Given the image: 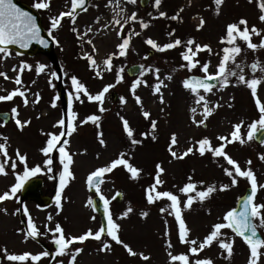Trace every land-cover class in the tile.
<instances>
[{
  "label": "rangeland",
  "instance_id": "1",
  "mask_svg": "<svg viewBox=\"0 0 264 264\" xmlns=\"http://www.w3.org/2000/svg\"><path fill=\"white\" fill-rule=\"evenodd\" d=\"M33 7L35 0H22ZM70 2L66 0H51L49 10H38L41 23L47 32L50 30V18L58 16L61 11H67ZM120 7L125 9L123 15L131 16L137 14V22H130L124 28V33H140L139 36L132 35L130 48L126 57L113 60V71H102L103 79L96 78L95 72L90 69L87 60L82 57L87 53L94 56L101 64L103 60L117 50V45L121 39L117 37L118 28L111 24L114 18L115 5L108 6V0H88L86 12L81 11L77 17L76 24L72 25L68 18L62 21V26L52 33V37L58 44L53 42V53L48 55L41 51L32 53L19 52L9 47V55L0 59V71L5 72L14 79L16 74L13 67H18L21 62L27 63L32 70H25L21 75L22 85L17 86L11 80H4L0 77V95H6L17 87L26 92L28 105L25 106L23 98L16 97L10 102H0V111H8V119L4 121L0 117V136L7 137L8 154L15 159V152L19 149L22 155L27 157L29 168L40 166L42 173L43 193L52 197L48 205L38 204L34 199L26 196L21 197L18 192L11 200L0 203V264H20L6 259L8 254L32 253L39 254L48 251L54 254L56 246L51 242L52 236L46 233L45 225L54 228L59 223L64 229L65 236L78 237L89 229L95 233L100 226V219L92 205H88L89 198L95 194L90 192L86 185L87 176L97 168L104 167L110 161L117 158L120 153H127L126 159L131 157L130 163L141 169L139 179H130V174L121 166L113 170L104 177L105 183L100 186L101 194L111 200L109 205L113 215V220L120 225L119 238L124 244L137 253L130 256L122 245H117L108 237H103L102 242L111 244V249L100 251L102 242L92 239L83 244H75L72 249L81 248L83 251L77 257L76 264H170L171 252L173 255L188 254L189 245L181 244L178 239V225L173 215L168 212L161 213V208L167 207L170 202L166 200L148 204L145 189L153 183L156 174V165L160 164L164 169L161 179L164 181L162 187L157 191H170L178 195L183 201L186 200L179 188L188 183V177H192V182L198 184L197 190H204L209 185L215 184L217 188L221 185H228L227 191H216L203 203H194L192 208L182 212L183 219L190 229L189 239L202 241L212 230V226L221 223L223 215L234 206L236 198L241 194L248 182L243 178H238L237 186H231V180L224 173L225 167H230L224 159L213 158L210 153L200 156L199 153L191 154L184 159H174L169 152L170 139L173 134L177 138V143L173 151L177 155H182L189 147L195 148L196 142L207 137L212 145L219 146L218 136H229L232 125L244 122L245 127L242 133L246 134L247 125L259 118L255 101L250 90L238 83L235 78L230 79V85L222 91L214 89L211 94H207L206 99L212 104H219L213 115L205 122L206 126H197L193 123V117L200 121L203 117L202 105L195 104V97L182 86L183 77L189 73L203 74L199 69L188 72L186 68H181L185 62L181 58V52L185 50V43L188 39H193L200 45H208L213 53L219 52L225 45L220 43L221 37L225 35L226 25L236 23L240 19L248 22L249 28L255 25L264 34V23L258 17L260 11L256 2L249 0H223L219 8V15H216V5L214 0H162L159 8L154 5V0H147L145 4H140L139 0L135 5L120 0ZM183 9V11H180ZM166 13L165 17H160V13ZM179 13L178 20L170 17ZM204 19L203 28L198 30L199 22L196 18ZM149 23V27L142 30L139 21ZM98 21V22H97ZM123 23V21H122ZM108 26L105 30V26ZM75 27L77 32L71 29ZM89 28L92 29L82 40L77 39V34L83 35ZM243 28V26H241ZM169 33H174L169 35ZM51 37V38H52ZM151 38L159 45L173 42L176 39L182 41V45L165 52H157L145 40ZM53 40V39H52ZM91 40L97 51L93 53L92 45L86 41ZM259 37H253V43H259ZM244 49L242 56L237 58V62L245 66L244 74L246 78H252V73L248 65L259 60L264 65V49L252 52L239 42ZM194 47V46H193ZM20 53V55H17ZM222 54V53H221ZM147 57V59H145ZM201 63L210 61V72L215 73L219 57L215 54L209 55L201 52L198 55ZM133 62H138L147 70L150 67L159 69V76L162 80L166 76H171V80H164L167 85L162 88L164 103H160L159 94L153 95L152 86L158 81L155 73L148 71L141 75V67L136 74L130 75L125 71V67ZM46 65L45 72L37 75L35 68ZM124 68L123 81L116 84V70ZM52 73H56L58 78H54ZM257 78L264 77V74L257 72ZM75 76L83 83L88 91L95 95L106 85L116 84L114 88L117 97L112 99L109 92L105 95L103 113L98 111V104L89 102L81 94L80 101L73 100L72 112L76 114L74 121L76 131L65 137L69 140L67 151L73 157V164L70 170L74 175L67 187L61 194L60 210L56 207V193L60 188V173L63 167L59 162V153L53 152L52 172L44 169V161L47 159L41 152L48 139L47 133L59 134L61 129L53 127L63 117L65 119V131L67 130V117L64 114L63 102L58 93L59 86H63L66 101L69 105V94L73 92L71 87V77ZM136 79L146 82L136 89L135 95L139 96L142 105H137L133 94L130 91L132 83ZM51 80V84L49 81ZM235 85V86H233ZM109 90V91H110ZM39 93V103H34L36 95ZM201 94H203L201 92ZM257 95L264 103V83L258 86ZM58 97V99H57ZM126 103H121V98ZM55 103L56 107L51 105ZM17 108L18 119L21 122L30 121L27 127L20 131L15 121L12 119V108ZM195 107L197 113L193 114L190 109ZM141 108L150 113L149 119L142 115ZM97 115L100 117L99 128L89 122L81 124L87 117ZM39 117V118H38ZM129 122L133 130V138L141 143L133 145L123 130L122 120ZM151 121L157 122L154 133L145 138L142 134L150 132ZM43 133V134H42ZM102 133L98 137V134ZM155 136V139L152 136ZM103 139L105 144L99 142ZM0 140V143H3ZM225 152L242 169L248 167L246 161L251 160V169L257 177L258 184H264V162L258 156L264 154V145L259 141H251L243 146L233 143L225 148ZM3 157H0L2 162ZM24 166L17 162L16 173L22 174ZM8 175H0V194L8 191L16 182L15 174L11 168L7 169ZM200 182L203 186L200 187ZM121 192L119 200H113L116 192ZM194 195V193H193ZM256 202L264 204V189L258 191ZM131 207L133 211L127 218L119 219L122 214ZM27 209L33 222L39 227L44 235L38 237L39 241L31 238L25 239V228H27L28 216L24 214ZM6 210V211H5ZM59 211V215L57 212ZM170 211V209H169ZM147 213L142 216L141 213ZM51 216V221L48 217ZM167 231V235H165ZM225 237L234 240L233 255L230 259H225V253L218 248L216 243L206 248L198 257L190 256V264L195 259L210 258L213 264H248L249 249L240 237H236L230 230H222ZM264 236V229H259ZM172 247L167 248V243ZM6 250V252L4 251ZM261 251H264L262 249ZM148 256V260L141 258ZM42 258L37 264H68L69 257L50 256ZM25 264H32L31 261ZM179 264V262H177ZM260 264H264V256L260 259Z\"/></svg>",
  "mask_w": 264,
  "mask_h": 264
},
{
  "label": "snow or ice",
  "instance_id": "2",
  "mask_svg": "<svg viewBox=\"0 0 264 264\" xmlns=\"http://www.w3.org/2000/svg\"><path fill=\"white\" fill-rule=\"evenodd\" d=\"M70 2V7L67 11H61L58 16H53L50 18V30L48 32L49 37H52V33L58 30L62 26V21L65 18H68L72 25L76 24V20L81 11L86 12L88 10L87 3L88 0H66V4ZM126 3L135 5L137 0H125ZM249 2H256L260 11V16L258 17L259 21L264 23V0H249ZM162 0H154V5L156 8H159ZM216 5V15H219V8L223 4V0H214ZM115 5L114 18L111 21V24L118 28L117 37L121 39V42L117 45V50L114 53H110L102 62L99 64L93 55L85 54L82 58L87 60L91 70L95 72L96 78L103 79L102 71L111 72L113 71V60L119 59L121 57H126L128 50L130 48L132 35L139 36L140 33L132 32L129 34L124 33V28L130 22H137V14L132 13L131 16L125 17L123 15L125 9L120 7V0H108V6ZM33 7L38 10H49L51 7V0H35ZM180 11H183L181 9ZM166 13L161 12L160 17H165ZM179 13L170 17L172 20H178ZM123 21V23H122ZM98 22V21H97ZM140 27L142 30L147 29L150 25L143 20L139 21ZM205 21L203 18L200 19L198 30L203 28ZM243 26V28H241ZM105 26V30L107 29ZM73 32H77V29L73 27L71 29ZM92 29L89 28L83 35L77 34V39L82 40L84 36H87ZM174 33H169L173 35ZM259 37V43H253V37ZM53 42L58 44V41H55V38L52 37ZM246 45L248 50L256 52L259 49H264V34L261 30L258 29L255 25L251 28L248 26V22L245 19H240L236 23H230L226 25L225 35L221 37L220 43L225 45L219 52L213 53V50L208 45H200L196 43L193 39H188L185 43V50L181 52V58L185 62L181 65V68H186L188 72H192L193 69H199L203 73L202 77L191 76L183 80L182 86L184 89L190 91V93L195 97V104L202 105V112L199 113L203 118L200 121H196L193 117V123L197 126H206V121L211 117L216 108L220 107L219 104H212L206 99L207 94H211L214 89L222 91L224 88H227L230 85V79L235 78L239 84L246 86L253 97L257 111L259 113V118L253 120L247 125L246 134L242 133V129L245 127L243 121L239 124L232 125V131L229 136H218L217 140L220 141L219 146H213L209 138L205 137L196 142L195 148L189 147L182 155H177L173 151V147L177 143V138L175 134L171 136L169 152L174 159H184L188 155L199 153L200 156H204L206 153H210L212 157L223 158L226 164L230 167L224 168V173L231 180V186L235 187L238 184V178L245 179L249 184L248 194L241 198L239 201L240 207L232 208L227 211L223 217L221 223H216L212 226V230L208 235L204 237L202 241L197 239H189L190 229H188L185 220L183 219L182 212L184 210H189L192 208L194 203L200 202L203 203L205 200L209 199L212 194L216 191H227L229 189L228 185H221L219 188L215 184L209 185L204 190H197L198 184L192 182V177H188V183L183 187L179 188V192L186 197V200L183 201V208L181 207V199L178 195L170 191H157L158 187H162L164 181L161 179V176L164 173V169L160 164L156 165V174L153 177L154 183L147 189L146 200L148 204H154L160 200H166L170 202L167 207L161 208V213L168 212L169 215H173L177 225H178V239L181 244L189 245L188 254H179L173 255L171 252L168 253L170 257V264H190V256L198 257L201 252L206 248L211 247L214 243L218 246L219 249L225 253V259H230L233 255V245L234 240L230 237H225V234L222 230H230L236 237H240L243 242L247 245L249 249L248 264H260V259L264 256V236H261L259 229H264V204H259L256 202V197L258 191L264 189V184H258L257 177L253 170L251 169V160L246 161L247 168L242 169L237 161L232 159L226 152L225 148L233 143H239L244 145L248 142L257 140L258 137H264V103H261L257 91L258 86L261 83H264V77L257 78L256 73L259 72L264 74V65L261 64L259 60L248 65L252 73V78H246L244 74L245 66L243 63L237 62V58L242 56L244 49L241 44ZM33 42L39 43L44 47H48L47 41H45L41 36V29L38 27L35 17L29 14L26 11H22L15 3L14 0H0V59H4L9 55L10 46H18L21 49H27ZM88 44L92 45V51L95 53L97 49L95 45L92 44L91 40L86 41ZM145 44L149 45L152 49L157 52H165L171 49H175L182 45L180 39H176L173 42L159 45L156 41L151 38L145 40ZM194 46V47H193ZM201 52H207L209 55L215 54L219 57V62L216 65L215 73L209 71L211 67L210 61L201 63L198 59V55ZM222 53V54H221ZM20 55V53H17ZM147 59V57H145ZM46 65L40 64L35 68L37 75H40L45 72ZM141 75L147 74L148 71L155 73V79L158 81L152 86L153 95L159 94L160 103L163 104V94L161 92L162 88H166L167 85L164 83V80H171L172 77L166 76L162 80L159 76V69L149 68L144 69V66L141 65ZM25 70H32V67L27 63L21 62L18 67H13L12 71L17 73L15 78H10L5 72L0 71V77L4 80H11L17 86L22 85L21 75ZM124 68H118L116 70V84H119L123 81ZM54 78H58L56 73H52ZM144 84L147 86L146 82L141 79H136L130 88L131 93L137 103V105H142L141 98L135 95L136 89ZM51 84V80L49 81ZM116 84L106 85L101 91L95 95L91 94L86 86L81 83L77 77H71V87L73 92L69 94V116L67 120V130L65 131V119L62 117L57 124L53 127H59L61 131L59 134L47 133L48 139L45 142V146L41 149L42 154L47 158L44 161V169L47 172H52L51 165L53 164V159L51 154L53 152L59 153V162L63 167V171L60 173V188L56 193V207L58 210L62 208L61 205V194L64 188L67 187L68 182L71 179H74V175L70 170V166L73 164L72 155L66 150L69 145V140L65 137H70L75 131V119L76 114L72 112L73 100L80 101L81 94L87 98L89 102H95L98 104V111L103 113L105 111L103 107L105 95L109 92L111 88H114ZM235 86V85H233ZM201 92L203 94H201ZM36 98L33 101L34 103H39L40 96L39 93L35 94ZM21 97L23 98V103L25 106L28 105V99L26 92L21 90L20 87L15 88L11 92H8L6 95H0V102H10L14 98ZM58 99V97H57ZM121 103H126L124 98H121ZM56 107L55 103L51 105ZM142 115L147 120L150 117V113L144 111L141 108ZM190 111L193 114L197 113L195 107L191 108ZM12 119L15 121L17 128L20 131H23L24 127H27L30 124V121L21 122L18 119L19 112L17 108L11 109ZM39 118V117H38ZM100 117L97 115H92L87 117L81 124H87L89 122L96 125L99 128ZM123 124V130L126 133L127 137L130 139L133 145L141 143V141L133 138L134 133L130 128L129 122L126 119L121 118ZM4 124H0V127ZM157 127L156 121H151V129L149 133L142 134L145 138L148 135H151L155 132ZM43 134V133H42ZM102 133L98 134V137ZM155 139V136H152ZM0 140H3V143H0V157H3L2 162H0V175H8L7 169L10 167L13 174H15V183L10 187V189L3 194H0V203L11 200L15 195L20 192L29 179L32 177L41 174L42 168L36 166L29 168L27 165L26 155H22L19 149L15 152V159H13L8 154V144L7 137L0 136ZM100 144L103 146L105 144L103 139L99 140ZM259 143L264 145V138L259 139ZM127 153H120L116 159L110 161L104 167H100L92 171L86 178V185L90 191L94 190L95 194L103 202V211L106 219V224L102 225L95 233L89 229L84 234L74 237V236H65L64 229L62 226L57 223L54 228H48L45 225L46 233H49L52 236V243L56 246L54 254H50L48 251H44L39 254L32 253H23V254H8L6 259L11 262H20V264H25V262L31 261L32 264H37L42 258L52 256L55 257H64L68 256V264H76L77 257L83 251L81 248L72 249V246L75 244H83L85 241L92 239L98 242H102L103 237H108L111 241H114L117 245H122L128 252L130 256H136L137 253L134 252L130 246L124 244L123 241L119 238L120 225L113 220V215L110 211L109 205L111 200L105 198L101 194L100 186L105 183L104 177L107 174H110L118 167H123L129 174L130 179L137 180L141 175V169L133 166L129 161L131 157L125 158ZM262 162H264V154L258 156ZM17 162L23 165L22 174L16 173ZM200 187L203 186V182H200ZM194 193V195H193ZM120 193H116V196H119ZM116 196H113L112 199H116ZM88 205L93 204V200L89 198ZM170 209V211H169ZM6 211V210H5ZM133 209L129 207L119 219L127 218L129 213ZM24 214L28 216L27 222V232L25 233V239L31 238L36 240L38 237L44 235L39 230V227L33 222L32 218L27 212V209L24 210ZM59 215V211L57 212ZM142 216H147V213H141ZM52 217L49 216L48 220L51 221ZM167 235V231L165 233ZM167 248H171L172 244L169 242L166 245ZM111 249V244L107 242H102V247L100 251H106ZM6 252V250H4ZM141 258L148 260V256H143ZM60 264H63L61 261ZM192 264H213V261L210 258L205 259H195L192 261Z\"/></svg>",
  "mask_w": 264,
  "mask_h": 264
},
{
  "label": "water",
  "instance_id": "3",
  "mask_svg": "<svg viewBox=\"0 0 264 264\" xmlns=\"http://www.w3.org/2000/svg\"><path fill=\"white\" fill-rule=\"evenodd\" d=\"M146 1L147 0H139L140 4H145ZM14 3L22 11H26L35 17L36 23H37L38 27L41 29V36L45 41H47L48 47H44L43 45L36 43V42H33L27 49H21L18 46H10V47L19 51V52L32 53L35 51H41V52H44L48 55H52V53H53V40L51 37H49L48 32L44 29V27L41 23V20H40V16H39L38 12L36 11V9L34 7H32L31 5H29L28 3L22 1V0H14ZM139 69H140V64L138 62L130 63L125 67V71L130 75L136 74L139 71ZM191 76L202 77L203 75L197 74V73H189L183 77V80L188 78V77H191ZM58 93H59L61 100L63 102L64 114L68 120L69 106L66 102V96H65V92L63 90L62 85L59 86ZM109 96L112 99H115L117 97V92L112 89L109 91ZM0 117L4 121H6L8 119V111H6V110L0 111ZM260 138H264V137H258V139L256 141H259ZM41 185H42L41 177L40 176H34L28 180V182L25 184L24 188L20 191V194H21V196L34 198L37 201H42L43 204H48L51 201V196H43L42 195ZM248 191H249V185H247L245 187L244 191L236 198V202L232 208L239 209V207H240L239 201L241 200V198L245 197L248 194ZM90 192H94V190H92ZM116 193H120L119 196H116V194H115V196H116L115 200H119L121 197V192L117 191ZM91 199L93 200L92 206H93L94 210L98 213V216L100 219V226L105 225L106 219L104 216V211H103V206H102L103 202L99 199V197L96 194H93ZM232 208H230V209H232ZM259 233L262 236L260 231H259Z\"/></svg>",
  "mask_w": 264,
  "mask_h": 264
},
{
  "label": "flooded vegetation",
  "instance_id": "4",
  "mask_svg": "<svg viewBox=\"0 0 264 264\" xmlns=\"http://www.w3.org/2000/svg\"><path fill=\"white\" fill-rule=\"evenodd\" d=\"M41 189H42V186H41ZM42 191H43V189H42ZM21 195V194H20ZM42 195L43 196H49V195H47V194H44L43 192H42ZM21 197H23V196H21ZM28 198H30V197H28ZM32 199H34V198H32ZM35 200V199H34ZM38 204H43V202L42 201H37V200H35ZM49 204V203H48ZM48 204H43V205H48ZM24 228H25V232H27V228H26V225H25V223H24ZM37 241H39V239L37 238L36 239ZM51 256V255H50ZM50 256H49V258H48V260L50 259Z\"/></svg>",
  "mask_w": 264,
  "mask_h": 264
},
{
  "label": "bare ground",
  "instance_id": "5",
  "mask_svg": "<svg viewBox=\"0 0 264 264\" xmlns=\"http://www.w3.org/2000/svg\"><path fill=\"white\" fill-rule=\"evenodd\" d=\"M200 21V17L198 16L197 18H196V22H199Z\"/></svg>",
  "mask_w": 264,
  "mask_h": 264
}]
</instances>
